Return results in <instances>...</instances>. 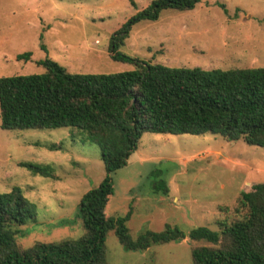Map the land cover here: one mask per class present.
<instances>
[{"label": "rangeland", "instance_id": "obj_1", "mask_svg": "<svg viewBox=\"0 0 264 264\" xmlns=\"http://www.w3.org/2000/svg\"><path fill=\"white\" fill-rule=\"evenodd\" d=\"M152 0H0V75L41 73L46 56L70 73L131 70L111 57L109 40L119 26ZM42 46V47H41ZM30 52L29 59H17ZM120 51L170 67L236 69L264 66V0H199L187 10L163 9L156 20L133 23ZM71 126L2 129L0 192L13 186L33 203L16 244L77 238L83 227L78 203L105 175L97 144L82 141ZM73 134V135H72ZM50 165L55 178L33 174L19 162ZM108 212L123 217L133 237L165 224L187 233L195 226L217 230L232 221L242 191L264 182V147L228 141L205 132L141 134L127 163L111 172ZM163 179L168 192L155 193ZM204 241L154 244L145 250L105 238L107 264H192L190 250Z\"/></svg>", "mask_w": 264, "mask_h": 264}, {"label": "trees", "instance_id": "obj_2", "mask_svg": "<svg viewBox=\"0 0 264 264\" xmlns=\"http://www.w3.org/2000/svg\"><path fill=\"white\" fill-rule=\"evenodd\" d=\"M199 0H152L123 22L109 40L113 59L131 62V70L70 73L46 56L41 73L0 75L2 129L71 126L82 141L98 145L105 175L81 196L78 211L83 233L77 238L16 244L19 226L35 220L34 205L13 186L0 192V264H107L105 238L112 230L121 246L145 250L185 237L206 244L191 247L192 264H264V182L242 191L232 221L217 220V230L195 226L187 233L165 224L133 237L123 217L108 212L113 194L111 172L127 163L141 134L210 132L225 140L241 139L264 147V66L236 69L170 67L127 56L120 51L130 27L156 20L161 10H187ZM42 47V46H41ZM31 53L17 55L29 59ZM73 135V134H72ZM33 174L55 178L50 165L21 161ZM155 193L166 194L163 179Z\"/></svg>", "mask_w": 264, "mask_h": 264}]
</instances>
